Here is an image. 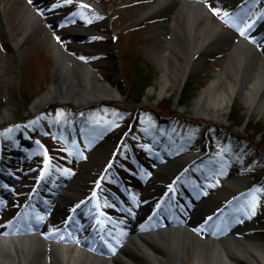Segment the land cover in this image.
Wrapping results in <instances>:
<instances>
[{"label":"rangeland","instance_id":"obj_1","mask_svg":"<svg viewBox=\"0 0 264 264\" xmlns=\"http://www.w3.org/2000/svg\"><path fill=\"white\" fill-rule=\"evenodd\" d=\"M22 1L6 0L4 2L6 14L0 22V118L3 119L0 121V148L2 147L6 155H10L14 150L17 151L12 156L14 161L10 163L9 168L13 169L7 175L8 178H2L0 181V189H6L3 191L1 199L6 201L16 193L20 195L25 191L22 183L29 179L28 170L30 169L40 170L44 176L42 185H45V188L41 190V193H38L42 194L44 198L47 197L46 192L51 187L50 184H58V180L68 177L67 182L65 181V185H68L71 180L83 175L90 177L87 189L98 186L100 192L105 193L106 189L100 185L101 179L99 177L101 175L98 173V168L103 165L107 158L111 157L110 160L115 158L117 146L132 129L131 126L127 132L123 131L124 127L129 124L128 118L133 117L134 113L139 115L140 123L144 124L141 126L142 136L134 139L136 140V144L134 143L135 150L138 152L136 160L139 158L135 162V157L128 149H125L123 163H119L115 159V165L121 171V179L127 178L130 173L141 178H152L153 169L158 167L155 161L158 158V153H154L157 151L156 149L154 151L153 148H143L142 146L149 137L146 129L157 126V117L152 111L141 110L137 112L138 108L149 106L156 110L164 109L161 112L166 114L167 119L173 116L174 122L172 121L173 125L170 128L176 135L191 133L193 139L211 143L215 165L207 169L206 172L197 171L198 174L189 176L190 181L202 188L209 202H216L219 197L222 199L226 195L234 196L235 193L228 186V181L235 178L245 179L248 186L241 194L244 199L234 210L236 224L232 230L238 227L247 228L245 235L251 236L256 242L264 243V162L256 161L250 171L245 175H240L242 169L238 160H242L231 157L230 145L219 141L213 132L209 133L212 139H206V126L196 127L194 123H191L199 121L201 117L206 118V120L204 119L205 122L213 119L196 114V99L201 91L209 85L213 74L223 72L231 55L229 53L230 44L239 40V36H235L232 32L238 33L241 29L247 33L255 32V35L253 34L254 40L256 41L258 38L259 42L263 41L260 37L261 34L258 33L260 23L255 21L256 23L252 27L245 26V21L251 24V18L245 16L244 21H242L235 10L239 0L205 1L211 12L209 22L214 24L217 19L224 21L221 24V32L216 45L213 50L204 51L196 57V65L191 69L180 91L169 85L167 86L168 94L162 96L159 95L158 79L162 73L161 65L164 59L163 57L160 58L159 51L164 48V41L166 42L171 37V28L165 27L170 17L161 14L143 20L141 13L144 10L146 0L90 1L101 5L102 8L100 9H93L88 6L75 7L76 1L73 0L70 3L67 0H50L49 3L53 8L47 9V6H44L39 23L31 21L23 13ZM260 2L261 0L257 5H260ZM90 6L92 5L90 4ZM214 9L216 11H213ZM50 10L55 11L52 17L44 16ZM224 13H228V15L225 16ZM79 16H84L93 30L94 37L88 41L79 39L76 35L77 31L73 25ZM205 24L206 22L203 23V25ZM51 36L54 37L60 47L65 49V54L89 65L98 81L109 83L122 96L121 99L108 102H115V105L133 110L121 115L115 105L109 107L102 104L101 109L93 116V121L89 123V126H86L78 123L76 116L69 113L68 108L71 105L56 106L58 104H55L53 107L44 109V113L49 112L54 115L53 117L60 118L61 133L59 130L55 133L63 139V143L54 139L53 132L56 127L50 126V123L43 138L42 135H32L29 138L27 128L33 123L31 120L34 119L30 105L38 96L48 90L54 77L55 52ZM92 42L97 44L99 49L93 50ZM11 44L19 45V52L16 56L14 55L16 61L12 57V51H10ZM257 46L258 52L264 53V44L258 43ZM200 63L201 65H199ZM139 68L148 75L149 79L147 87L143 90L142 99L136 97L134 93L131 95L130 89L131 80L135 79L136 75L139 78L143 75L137 72ZM9 73L14 75L16 80L14 83H11ZM217 87L222 90L225 84H218ZM151 88L153 89L151 90ZM185 96H189L187 101H183ZM92 104L98 105L99 101ZM3 107L10 108L8 116L2 112ZM260 108L262 109L260 110ZM181 116H186L193 125L189 126L188 123L186 126L181 121ZM225 117V126L248 138L249 146L252 145V148H256L264 143V132L253 133L249 130L250 126H264V106L262 107L260 104L251 113L247 112L245 95L239 93L234 97ZM169 121L165 122L166 125L170 123ZM120 130L123 133H119ZM25 134L28 137L27 142L22 144L20 136H25ZM64 134L67 135V138H71V141H66ZM149 134L154 136L156 140L164 137L171 140L175 137L172 134H166L163 130L159 132L154 130V133L150 132ZM1 140L4 141V145L1 144ZM105 147L110 150L107 151L108 157L98 159V153ZM251 150L254 152V149ZM251 150L249 152L253 154ZM172 152L174 149L168 150V153ZM173 157L163 156L162 161L167 163ZM207 165H211V163H207ZM108 174L112 178L115 176L113 172ZM103 183L109 187L108 189L121 194L122 184L118 183V179L113 183L106 179ZM256 183L259 185L256 186ZM250 184L253 185V188L249 187ZM57 188V186L54 187L53 191L50 192H55ZM82 189L81 192L87 190L84 188L82 191ZM196 189L194 188V191ZM99 197L104 199L100 194ZM97 200H89L86 203L87 207L99 204ZM111 200L115 199L111 198ZM106 201L104 199V202L102 201L99 205L104 206ZM32 203L34 206H38L39 210H42L40 209L42 206L37 205L34 198ZM48 204L54 207L56 200L50 201ZM51 207L48 206L46 213L41 211L45 223L51 224L56 220L57 212L56 210L54 212ZM10 215L4 218L0 217V228L9 225L12 218ZM243 216L244 218H242ZM241 228L236 231H241ZM204 235L206 234L202 233L201 236Z\"/></svg>","mask_w":264,"mask_h":264},{"label":"bare ground","instance_id":"obj_2","mask_svg":"<svg viewBox=\"0 0 264 264\" xmlns=\"http://www.w3.org/2000/svg\"><path fill=\"white\" fill-rule=\"evenodd\" d=\"M5 1L0 0V22L6 14ZM48 2L50 0H23L22 11L31 21L39 23L43 15L42 10ZM89 2L78 0L76 6ZM92 7L102 8L96 2L92 3ZM143 8L141 13L143 20L161 14L170 17L165 27L171 28V37L164 41V48L159 51L160 58L164 59L161 65L162 73L158 79L159 95L168 94L169 85L180 91L191 69L196 65V57L204 51L214 49L224 21L217 19L211 24L209 22L211 12L207 4L197 0H146ZM245 11L250 14L251 8L248 6ZM54 12L47 11L44 16L52 17ZM257 18L255 14L252 19ZM80 21L89 24L86 18ZM81 31L88 32L85 28ZM259 31L263 32L264 28ZM232 33L239 36V40L230 44L231 55L223 72L213 74L209 85L197 97L195 107L196 114L222 122L226 121L225 114L239 93L245 95L247 112L251 113L260 104L264 106V53L261 50L262 54L258 52V46L251 34L241 35V31ZM262 39L260 45L264 44V36ZM51 41L55 52L54 77L48 90L31 103V111L38 112L51 102H71L81 106L121 98L119 92L109 83L97 80L89 65L65 54V49L56 43L53 36ZM18 44L10 46L14 60L19 52ZM91 47L93 50L99 49L95 43L91 44ZM9 74L11 83H14L16 81L14 75ZM218 84H225L224 89L220 90ZM9 110L10 108L3 107L2 112L8 116ZM2 120L0 118V121ZM107 151H110L107 147L100 151L98 159L107 158ZM183 167L179 160H170L154 169V176L145 187L148 204L152 206L155 201L157 203L162 198L166 193V187L178 179ZM103 169L104 167L101 171ZM28 173L30 177L22 183V187L28 191L25 192L26 196L28 194L34 196L43 175L34 169H30ZM127 178L128 188L131 190L141 188L136 181L137 178L136 180ZM89 180V176L83 175L70 181L57 197L56 212L68 215L73 208L79 207L85 199L80 192L81 188L88 185ZM228 186L235 191L243 192L247 182L245 179L235 178L228 181ZM42 202L40 199L37 200L38 204ZM209 203V201L203 203L202 207L207 208ZM149 213L150 210L143 209L138 213V219L142 221ZM193 227L191 224L169 225L131 234L118 253L110 258L94 255L71 242L62 243L45 239L43 233L46 230L21 235H6L0 230V264H264V243L256 242L251 236L245 235L247 228L236 234L233 231L221 238L211 239L201 237ZM87 236L82 235V239Z\"/></svg>","mask_w":264,"mask_h":264},{"label":"trees","instance_id":"obj_3","mask_svg":"<svg viewBox=\"0 0 264 264\" xmlns=\"http://www.w3.org/2000/svg\"><path fill=\"white\" fill-rule=\"evenodd\" d=\"M137 72L138 73H142L143 77L141 76L139 78L136 75L134 77L135 79L131 80V83H130V89L132 91L131 95H133V93H134V95L136 97L142 99L143 90L147 87L146 85H148L149 79H148V75L146 73H143V70L141 68H139V70H137ZM188 99H189V96H185L183 98V101H187ZM114 105L115 104H109L108 106L109 107H113ZM115 107L117 108L118 112L123 114V115L127 114L129 111L133 110L132 108L121 107L119 105H115ZM100 109H101V105H95L92 108H82V109H78V108L70 106L68 108V111H69L70 114H74L80 120H82V119L88 120V117H91V115L96 114ZM140 110L141 109H138L137 112H140ZM143 110L144 111H152V112H154L156 117H157V120L159 121V124L165 123L166 119L164 118V112H161L164 109L156 110V109H153V108L152 109L144 108ZM48 114H50V113L49 112L45 113L43 115V118H44V116L46 118H48L49 117ZM136 117H137L136 114H134V118L133 117L129 118L128 122H132L133 125L134 124L136 125L138 123L137 120H136ZM181 119H182V121H185V122H191L190 120H186V119H183V118H181ZM134 121H135V123H134ZM191 123H194L197 126H204V124L202 122H200V121H194V122H191ZM31 127L33 129H38V128L42 129L43 128V129L46 130L47 126H45V124H42L41 126L38 127V124H31ZM249 130L253 131V133L264 132V126H262V125H260V126L258 125V126H254V127L250 126ZM210 132H213L215 135H217V139H219V141H223V142L229 143L231 145L232 149H233L232 150L233 153L236 154V157L241 158L242 161H240L239 164H240L241 169H242V174H245L248 171H250V169L252 168L253 164L256 161L261 160V161L264 162V143L260 144V146H257L256 148H252V145L251 146L248 145V143H249L248 138H245L242 135H238L237 133H235L231 129L226 128L224 126H221L219 124L208 125V126L205 127V138L206 139L207 138L212 139L209 136ZM190 141L192 142V140H190ZM182 145H186V146L189 145V139L188 140H184ZM251 149H254V152ZM249 150H251L253 152V154H250ZM250 161H251V163H249Z\"/></svg>","mask_w":264,"mask_h":264},{"label":"snow or ice","instance_id":"obj_4","mask_svg":"<svg viewBox=\"0 0 264 264\" xmlns=\"http://www.w3.org/2000/svg\"><path fill=\"white\" fill-rule=\"evenodd\" d=\"M67 2L70 3L71 0H67ZM81 7H86V6H85V5H81ZM213 11H216V10L214 9ZM224 15L227 16L228 13H224ZM254 23H255V21L252 22V24H254ZM252 24H249L248 27H249V28L252 27ZM241 35H244V30H243V29L241 30Z\"/></svg>","mask_w":264,"mask_h":264},{"label":"water","instance_id":"obj_5","mask_svg":"<svg viewBox=\"0 0 264 264\" xmlns=\"http://www.w3.org/2000/svg\"><path fill=\"white\" fill-rule=\"evenodd\" d=\"M104 102V101H103ZM55 104H61V102H51L48 103L45 107H53ZM64 104H72L71 102H65Z\"/></svg>","mask_w":264,"mask_h":264}]
</instances>
